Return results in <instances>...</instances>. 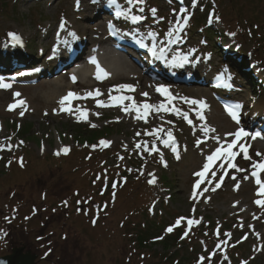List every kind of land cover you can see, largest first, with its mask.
Instances as JSON below:
<instances>
[{
    "label": "rangeland",
    "instance_id": "rangeland-1",
    "mask_svg": "<svg viewBox=\"0 0 264 264\" xmlns=\"http://www.w3.org/2000/svg\"><path fill=\"white\" fill-rule=\"evenodd\" d=\"M2 1L7 8L3 7V13L0 12V41H3L8 30L27 35L26 54L38 56L34 60L41 59L37 48L44 49L41 52L46 53L50 45L53 46L52 40H43L39 26L62 29L60 22L63 21L69 24L73 22L74 27L80 23L87 24L85 33L79 29L82 35L88 34V30L93 32L98 26L102 33L105 32L97 16H92L107 5V0H95L98 1L95 7L89 6L94 0H86L84 12H80L83 7L79 11L75 8V0ZM123 1L125 4L119 10L127 13V9H132L138 16H142V21L139 20L136 27L144 28L146 35L153 40H159L160 37L153 30L154 27L147 23L154 15L152 6L159 8L160 13L168 14L164 30L167 32L166 38H169L168 33L173 31L175 19L171 6H167L165 13L163 3L158 2L161 5L158 7L152 0H143L142 3L133 0L131 4L127 0ZM202 1L196 0L193 4V0H187L190 6L187 8L192 15ZM221 5H224V15L230 19L229 27L234 32L245 35L251 27V31L255 30L253 32L256 33L252 37L247 36L243 44L236 33L226 34L218 40L220 45L227 47L223 53L235 58L242 55L238 61L246 62L245 66L264 82V51L255 47L257 41L264 44V0H221ZM209 6L214 8L212 3ZM87 14L91 16L87 17ZM207 14V18L217 16L210 9ZM124 16L131 18L128 14ZM212 22L217 28L223 27L220 19H213ZM82 35L80 37L84 40ZM188 37L182 36L185 47L180 44L178 51L185 53L193 50L195 57H200L199 60L212 69L218 60L217 53L208 44H195ZM16 69L14 67L11 71ZM234 80L242 81L237 76ZM129 81L123 80L121 83L138 86L141 99L148 89L154 88L152 82L145 84V81L139 79ZM112 82L116 85L115 81ZM45 83L33 87L13 84L8 88H0V223L3 222L0 227V252L9 251L11 245L22 241L30 245L33 252L38 250L45 258L37 264H169L163 257L166 249L162 243H152L138 248V251L131 244V238L135 236L132 232L151 221L153 226L149 229L155 230L157 234L163 231L162 226L155 227L158 221L174 225L178 218L183 217L178 226L183 231V240L188 242L193 227L198 223L189 226L187 221H201L206 225L209 218L213 223L215 220L219 230L205 234L208 228L198 226L197 232L200 234L190 243H185V247L191 245L188 248L190 251L180 252V255L185 256L181 260L183 264H237L240 259L247 260V264H264V206L256 203L258 199L264 200V195H257L260 186L252 175L256 171L253 165L264 161V141H253L251 136L242 137L232 150L237 153L236 168L232 169L219 188H215L218 178L211 174L205 185L199 191L195 190L198 195L193 197L195 173L199 172L216 148H224L235 139L229 133L242 128L225 117L212 99L211 91L204 89L203 97L207 99L204 100L207 107H203L204 111H198L195 105L184 99L196 98L194 87L174 89L172 92L179 95L174 104L183 102L179 112L151 113L145 122L135 120L134 116L122 115L116 109H96L94 104L87 102L84 106L92 110L89 119L82 121L97 128L108 124L113 129L111 133L99 136L110 141L105 147L111 150L100 154L101 161L105 159L101 166L102 162L94 161L98 159L94 154L89 157L92 161L86 159V150H73L64 156L52 155L57 152L62 154L63 147H74L75 128L83 125L75 120L78 116L67 113L62 107L45 111L47 107L42 101V91L47 88ZM100 85L103 91L109 90L108 84ZM88 88L76 84V89ZM242 89L239 96L241 99L242 95L244 97L243 107L250 122L264 113V92L250 94L248 91L251 89L246 85ZM18 101H24V107L18 106ZM13 104L17 106L10 109L9 105ZM174 104L170 105L173 107ZM198 113H202L204 119ZM183 114H187L191 123L186 122ZM29 124V135H25L21 130ZM156 124L162 125L158 128L163 129L162 133L151 129ZM205 127L214 131L205 134ZM169 131L175 138V144L169 143L166 146L163 141L167 139ZM101 139L96 144H101ZM240 144L247 148L249 158L244 157ZM153 146L158 151H152ZM174 146L179 159L172 150ZM8 159L11 160L9 166H6L5 160ZM118 171L121 174L124 172L122 177ZM104 174L114 175L108 181L111 190L107 189L106 192L101 189V182L111 178V175ZM259 175L264 181V172ZM153 176L156 179L154 184L149 183ZM121 180L123 185L119 188ZM113 181L118 184L115 189L111 186ZM94 203L100 205H96L93 210ZM79 205L87 206L82 207L80 212ZM101 205L103 211L100 210ZM17 212L18 216L13 217ZM224 221L231 227L223 225ZM185 231L188 232L187 236L184 235ZM65 235L69 236L66 242L63 239ZM241 241L246 242L245 255L236 254L237 257L230 259L228 256L231 248ZM170 248L171 251L177 248L175 242L171 241ZM201 257L204 259L201 260Z\"/></svg>",
    "mask_w": 264,
    "mask_h": 264
},
{
    "label": "snow or ice",
    "instance_id": "snow-or-ice-1",
    "mask_svg": "<svg viewBox=\"0 0 264 264\" xmlns=\"http://www.w3.org/2000/svg\"><path fill=\"white\" fill-rule=\"evenodd\" d=\"M136 2H137V3H142L143 0H136ZM109 3H110V4H116L117 8L120 7V6L117 4V0H109ZM127 3H129V4L133 3V0H127ZM195 3H196V0H193V4H195ZM77 5H79V0H77ZM141 11H142V9H141ZM152 11H153V13H155L156 10H155V9H152ZM181 11H182V12H185V11H187V10H186V9H181ZM126 14H127V13H126L125 11H122V10L116 12V15H117V16H123V15H126ZM131 19H132L133 21H139V20H142L143 17H142V16L132 15V16H131ZM188 19H189L188 16H184V17H183V24H181V23L178 22V26H177L175 29H173V31L169 32V33H168V36H169V37H172L174 32H177V33H178V32L184 27V25L187 24ZM213 19H215V20H219L220 18H219L218 16H214V17L210 16V17H209V23H211ZM63 26H64V25H63V22H62V23H61V27H63ZM110 28H111V25H110ZM71 35L75 36V33H71ZM150 35H151V34H150ZM232 35H234V33H233ZM8 36L11 38V41L13 42V44H18V43L21 42V37H20L17 33H15V32H9V33H8ZM173 42H175V41L172 40V39L169 40V43H173ZM155 50H156L155 45H153V53H154V54H155ZM160 51H161V53H163L164 50H163V49H160ZM187 60H188V57H187V56L182 57V61H183V62H187ZM90 62L96 65V76H97V79H102L103 77H105V76L108 75V73L105 72V70L99 65V63L97 62V60H96L95 57H92ZM75 79H76V77L73 76V80H74V81H75ZM217 80L219 81V84L222 85V86H224V87H232V85H231V83H230L231 76H230V75H227L226 72H222V73L217 77ZM8 87H10L9 84L0 83V88H8ZM117 88H118V89H132V85L121 84V85H118ZM157 91L161 92V94L168 95L169 100H171V98H172V97H171V94L168 92V89H167L166 86H164V85L159 86L158 89H157ZM16 95L19 96L20 94H19V93H16ZM76 95H77L76 93L69 92L65 97H63V98L60 100V104H61V106H62V110L71 111L70 108H68V109H64V108H63V105L65 104V101H69V102H70L71 98L75 97ZM89 95H91V93H89ZM96 95H100V93H99L98 90H97V92H96ZM145 95H147V94L145 93ZM125 99H130V97H125V96L110 97V100H112V101H114V102H117V103L122 102V101L125 100ZM184 99H185L188 103H190V104H192V105H197V104H199V105H201L202 107H207V105L204 103L203 100H195V99H193V100H187V98H184ZM23 103H24V101H18V102H17V104H23ZM97 103L100 104L101 106H104V103H103L102 101H97ZM17 104L9 105V108H10V109H11V108H14V107L17 106ZM150 107H152V106L147 105V104L143 105V109H144L145 112H147V110H148ZM160 107H161V108H164V105L161 104ZM241 107H242V105H240L239 103L234 104V105L225 104V110L228 112V114L231 116V118H232L234 121L237 122V124L240 123V115H239V113H240V109H241ZM125 110H127V109H125ZM165 110H168V109L165 108ZM137 111H138V115H139V109H138ZM21 115H23V112H21ZM183 115H184V118H185V119H188L187 114H183ZM198 115H200V118H201V119H204L202 113H198ZM78 119H85V120H86V119H87V114L84 113V112H81V113H80V116L78 117ZM188 122L191 123V120H189ZM93 126H94V125H93ZM162 130H163V129H159L158 131H162ZM208 131H214V129H209L208 127H205V128H204V132H205V134H207ZM229 135H234V136H235V139H233L232 142L229 143V144L227 145V148H226V149L223 148V147H218V148H216V150H215L211 155H209V156L207 157V161H208V162L204 164V166H203V170L200 171V172L195 173V175H196L197 177H199L200 179H198V180L196 181V184H195V186H194V190H193V197H194V198H195L196 195H198V193L195 191V189L200 187V184H201L202 181L204 180L205 174L209 171L210 165H211L215 160L219 159V158L223 155V156L225 157V159H228V160H229L228 167H229V168H236V165H235L234 163H232L231 160L234 159L235 156L237 155L236 152L232 151L233 147L237 144V141H239L242 137H247V136H251L252 139H255L257 136L260 135V133H259V132H256V133H250V132L245 131L244 128H239V129H237V131H236L235 133H229ZM216 139H219V137H216ZM100 143H101L102 145H104V146H107V145L110 143V141L102 140V141H100ZM163 143H164L166 146H167L169 143H171V144H173V145L175 144V138L173 137V135L171 134L170 131L167 133V139L164 140ZM197 143L199 144L200 141L198 140ZM137 146L140 147V145H137ZM93 147H95V145H94ZM239 147H240V150L244 153V157H245V158H249V157H248L247 148L245 147V145H244V144H240ZM172 150H173V152H176V153H177V159H179V153H178V151H177V149H176L175 146L173 147ZM62 151H64L65 153H67V152L69 151V149L65 147L64 149H62ZM152 151H158V149H156L155 146H153ZM59 154H60V153L57 152V155H59ZM165 166H166V165H165ZM253 168L256 169V171H253V172H252V175H253L254 177H256V184L260 186V187H259V190H258V192H257V195H258V196H259V195H264V181L261 180L260 175H259L260 172H264V161H261V162H258V163H256V164H254V165H253ZM238 170H239V169H238ZM212 175L215 176V172H213ZM245 178H247V177H245ZM223 179H224L223 176L219 177V180H220V181H223ZM233 179H235V177H233ZM155 182H156V179H155V177L153 176V178L149 181V183H153V184H154ZM220 186H221L220 183H217V184L215 185V188H219ZM113 187L115 188L116 185L113 184ZM238 187H239V185L237 184V188H238ZM215 188H213L212 190L215 191ZM205 191H208V189H205ZM256 203L259 204V205L264 206V200H260V199H258V200L256 201ZM183 219H184L183 217L178 218V219L175 221V224L172 225V226H169V227L167 228L166 231L169 232V233L172 232V231H173V228H174L175 226H178V225L181 223V220H183ZM93 223H95V221H93ZM187 223H188L189 226H191V225L194 224V223H199V221H194V220L189 219V220L187 221ZM184 235L187 236V235H188V232L185 231ZM157 239H162V237H157ZM200 259L203 260L204 257H201ZM245 264H246V262H245Z\"/></svg>",
    "mask_w": 264,
    "mask_h": 264
},
{
    "label": "bare ground",
    "instance_id": "bare-ground-1",
    "mask_svg": "<svg viewBox=\"0 0 264 264\" xmlns=\"http://www.w3.org/2000/svg\"><path fill=\"white\" fill-rule=\"evenodd\" d=\"M82 5H83V8H85V5L83 3ZM88 16H91V15L87 14V17ZM68 25L70 26V24ZM75 28L76 30H79L81 28V30L85 33L87 24L85 25V23H82V24L80 23V24L75 25ZM51 30L52 29L45 31V34H47ZM87 32H88L87 36L89 37V40L84 42L83 49L81 51H77V57L80 56L82 52L85 54L82 57L83 67L80 70H78L76 73L77 78L79 79L80 83L85 84V86H88V87L96 85L100 80L101 81L103 80L111 81V82L115 81L118 84L122 82L123 80H129V79L134 78L135 76L136 77L138 76V74L136 73L137 72L136 69L134 70L130 65L126 64V61H124L123 55H120V56L117 55L115 57V54L113 56V54L111 53V50L107 49V47L109 46L108 40L106 39L107 37L103 36V33L100 31V29L94 32H90L88 30ZM53 35H54V31L52 30V32L50 33V37H52ZM59 36L61 37V35ZM22 51L23 50H21L18 53V55H20ZM9 55H12V54L10 53V51H7V56ZM26 57L27 56L24 54L21 55V59L26 58ZM92 57H95V58L102 57L104 59V64L99 62L98 59L96 60L101 67H104L105 72L108 73L107 76L103 77L102 79H97L96 65L90 62ZM155 58L164 64H165V60L167 63H173V60H171L172 58L170 59V57H166L164 51L163 53H161L160 50H157ZM178 62L181 63L182 66H180L178 63H175V65L178 64L177 67L182 70L186 69L185 71L186 74L187 72L189 73L191 72V70L194 69V66L191 65L189 61L183 62L182 60H179ZM175 65L173 66L174 68H175ZM234 66H236L235 63H234ZM67 68H68L67 70L69 71L72 69L69 67ZM159 71L163 72L161 69ZM162 78L165 79L163 76ZM45 85H47L46 86L47 88L42 91V94H43L42 101L47 107L45 108V111L47 109H52V110L59 109L61 106L60 100L69 93V91L67 90L69 88H72V86H70L69 84L67 85L63 77L54 78L52 81L46 82ZM152 86H154V83H152ZM140 87H141V84H140ZM142 87L144 86L142 85ZM115 91H116L115 93H117L118 96L119 94L123 93L122 89H115ZM147 91H148L147 92L148 97L152 99L155 98L156 104L159 102L160 99H163L164 97V94H161V92L157 91L155 87L153 89H148ZM90 92H97V90L76 92V94L81 95V94L90 93ZM196 94L198 96L205 95L202 90L196 91ZM34 96L33 98H35ZM19 105L24 107V104H19ZM161 127H162L161 124H156V125H153L151 129L157 130L158 128H161Z\"/></svg>",
    "mask_w": 264,
    "mask_h": 264
},
{
    "label": "water",
    "instance_id": "water-1",
    "mask_svg": "<svg viewBox=\"0 0 264 264\" xmlns=\"http://www.w3.org/2000/svg\"><path fill=\"white\" fill-rule=\"evenodd\" d=\"M34 256L22 253V248H15L11 255L0 259V264H32Z\"/></svg>",
    "mask_w": 264,
    "mask_h": 264
},
{
    "label": "trees",
    "instance_id": "trees-1",
    "mask_svg": "<svg viewBox=\"0 0 264 264\" xmlns=\"http://www.w3.org/2000/svg\"><path fill=\"white\" fill-rule=\"evenodd\" d=\"M89 133H91V134L89 136H87V139L93 140L95 138L96 134L94 132H89ZM137 237H138V240H139V242H138L139 245H141L143 242H146V238H145V236L143 234H141L140 236L137 235ZM168 258H170V256H168ZM172 264H181V262L178 261V262H175V263H172Z\"/></svg>",
    "mask_w": 264,
    "mask_h": 264
}]
</instances>
